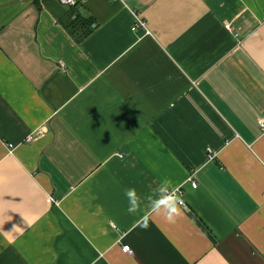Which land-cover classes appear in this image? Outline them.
Instances as JSON below:
<instances>
[{
    "label": "crops",
    "instance_id": "crops-1",
    "mask_svg": "<svg viewBox=\"0 0 264 264\" xmlns=\"http://www.w3.org/2000/svg\"><path fill=\"white\" fill-rule=\"evenodd\" d=\"M0 264H264V0H0Z\"/></svg>",
    "mask_w": 264,
    "mask_h": 264
},
{
    "label": "clouds",
    "instance_id": "clouds-1",
    "mask_svg": "<svg viewBox=\"0 0 264 264\" xmlns=\"http://www.w3.org/2000/svg\"><path fill=\"white\" fill-rule=\"evenodd\" d=\"M124 195L128 201L127 212L129 214L136 215L141 211L142 206L146 207L147 210L137 221V225L145 229L149 226L152 216H163L167 221L173 222L182 214V209L185 207L182 194L168 178L163 179L152 190V194L147 197L146 205L144 198L137 193L135 188H126Z\"/></svg>",
    "mask_w": 264,
    "mask_h": 264
},
{
    "label": "built area",
    "instance_id": "built-area-1",
    "mask_svg": "<svg viewBox=\"0 0 264 264\" xmlns=\"http://www.w3.org/2000/svg\"><path fill=\"white\" fill-rule=\"evenodd\" d=\"M60 1H62L63 3H65L67 5H75V3L78 0H60ZM140 28L146 30V24H145V22L143 20H141L138 16H136V24H135V27L133 28V30L136 31L137 29H140ZM192 185H193L194 188L197 187V185L195 183H193ZM179 191L182 194V191L180 189H179ZM124 251L127 252L128 254H132L133 253L131 247L127 246V245L124 246Z\"/></svg>",
    "mask_w": 264,
    "mask_h": 264
},
{
    "label": "trees",
    "instance_id": "trees-1",
    "mask_svg": "<svg viewBox=\"0 0 264 264\" xmlns=\"http://www.w3.org/2000/svg\"><path fill=\"white\" fill-rule=\"evenodd\" d=\"M91 23H85V26H87L88 28H86V32H85V34L86 35H84L83 37H79V35H77L76 34V32H78L79 30H77L76 29V26H69L68 28H69V31L72 33V36H74V38L79 42V43H82L83 42V40L91 33V25H90Z\"/></svg>",
    "mask_w": 264,
    "mask_h": 264
}]
</instances>
